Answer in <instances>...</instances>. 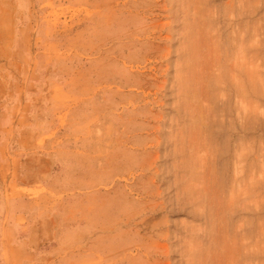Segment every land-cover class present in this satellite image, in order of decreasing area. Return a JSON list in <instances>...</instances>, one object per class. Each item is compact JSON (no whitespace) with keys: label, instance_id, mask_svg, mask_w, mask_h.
I'll return each mask as SVG.
<instances>
[{"label":"rangeland","instance_id":"obj_1","mask_svg":"<svg viewBox=\"0 0 264 264\" xmlns=\"http://www.w3.org/2000/svg\"><path fill=\"white\" fill-rule=\"evenodd\" d=\"M0 264H264V0H0Z\"/></svg>","mask_w":264,"mask_h":264}]
</instances>
